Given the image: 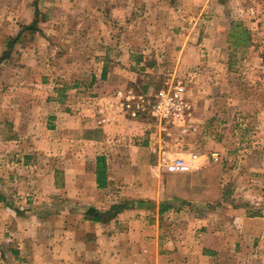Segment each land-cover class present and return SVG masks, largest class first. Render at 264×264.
I'll return each instance as SVG.
<instances>
[{"label":"rangeland","instance_id":"1","mask_svg":"<svg viewBox=\"0 0 264 264\" xmlns=\"http://www.w3.org/2000/svg\"><path fill=\"white\" fill-rule=\"evenodd\" d=\"M14 3L15 15L9 13ZM243 28L241 41L234 31ZM107 60L117 63L108 61L111 76L125 75L122 85L116 78L114 86L109 80L94 85L92 75L99 78ZM178 82L190 116L153 117L149 103L167 83ZM113 88L131 136L153 148L157 160L150 168L159 173L154 188L161 198L205 201L217 187L223 194L204 203L188 199L172 211L201 218L219 213L232 232L235 207L264 204V0H0V107H31V134L57 121L58 112L71 119L79 102ZM4 115L20 117L10 110ZM161 145L200 152L201 174L159 170ZM212 152H219L218 161ZM256 245L255 256H242V264H264V240Z\"/></svg>","mask_w":264,"mask_h":264},{"label":"crops","instance_id":"2","mask_svg":"<svg viewBox=\"0 0 264 264\" xmlns=\"http://www.w3.org/2000/svg\"><path fill=\"white\" fill-rule=\"evenodd\" d=\"M16 10V3L9 7L10 14ZM108 61L117 64L104 61L99 78L92 75L94 85L124 82L123 73L111 76ZM114 95L113 88L89 96L71 119L58 112L57 121L40 126L36 135L31 107H0V264H242V256L253 258L264 240V204L235 207L232 232L219 213H162L164 203H204L213 196L161 198L154 188L159 173L150 168L157 160L153 148L131 136ZM9 110L20 117L3 118ZM53 154L61 166L54 165ZM101 155L107 163L104 187L97 182ZM221 196L217 187L212 199ZM124 203L116 215L100 220L86 212L106 213Z\"/></svg>","mask_w":264,"mask_h":264},{"label":"built area","instance_id":"3","mask_svg":"<svg viewBox=\"0 0 264 264\" xmlns=\"http://www.w3.org/2000/svg\"><path fill=\"white\" fill-rule=\"evenodd\" d=\"M121 93L119 92V94ZM184 93L185 86L181 82L175 85L167 83V86L155 95L154 102L149 103L150 114L166 122L171 119H187L191 111ZM158 157L159 170L170 173H189L202 168L205 162L204 156L200 152L176 151L166 145H161ZM211 158L218 161L220 159L219 152H212Z\"/></svg>","mask_w":264,"mask_h":264},{"label":"trees","instance_id":"4","mask_svg":"<svg viewBox=\"0 0 264 264\" xmlns=\"http://www.w3.org/2000/svg\"><path fill=\"white\" fill-rule=\"evenodd\" d=\"M38 11V10H37ZM34 24H29V25H25L23 26L22 30L20 31L19 35H21L23 33L24 30H28V29H32L33 26L36 24V20L33 22ZM240 25H242L240 22L236 23V28L239 27ZM247 28H243L241 31L240 30H236L234 31V36L236 37V39H241V41L244 39V35L247 34ZM20 37V36H19ZM18 38H15V40H13V42L11 43L9 49H11L13 43L17 40ZM9 51V50H8ZM6 51L5 54H8L9 52ZM106 75V71L104 69L103 71V76L105 77ZM97 182H98V186L99 187H104L107 184V163H106V158L104 155H101L98 157V167H97ZM126 203L122 204V205H114L109 211H107L106 213H102L99 210L95 209V208H89L86 212L87 215L89 217H91L94 220H100L103 217H112L114 215H116V213L122 209L123 207H125ZM174 207V205L172 204H166L164 203V205H162L161 207V212H165L168 211L169 209H172Z\"/></svg>","mask_w":264,"mask_h":264}]
</instances>
